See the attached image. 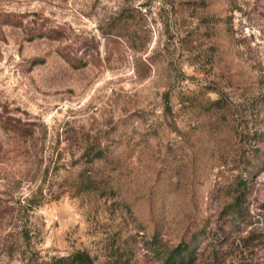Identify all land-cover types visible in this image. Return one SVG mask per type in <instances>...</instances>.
Listing matches in <instances>:
<instances>
[{
	"label": "rangeland",
	"instance_id": "374dc122",
	"mask_svg": "<svg viewBox=\"0 0 264 264\" xmlns=\"http://www.w3.org/2000/svg\"><path fill=\"white\" fill-rule=\"evenodd\" d=\"M262 99L264 0H0V264H264ZM85 166L113 189L68 191Z\"/></svg>",
	"mask_w": 264,
	"mask_h": 264
},
{
	"label": "trees",
	"instance_id": "16d2710c",
	"mask_svg": "<svg viewBox=\"0 0 264 264\" xmlns=\"http://www.w3.org/2000/svg\"><path fill=\"white\" fill-rule=\"evenodd\" d=\"M126 17V18H125ZM125 19V20H124ZM128 19L129 16L122 15L115 24H112L111 32H115L118 37L125 38L129 42L127 35L128 28ZM38 37H50L53 38L51 33L38 32ZM264 100L253 101L251 106V112L254 115H258L263 107ZM219 100L211 103V109L220 107ZM17 132L21 130L17 129ZM82 159L85 160V164L89 165L90 163H95L98 161L107 160L108 154L106 150L102 147L101 143H89L86 147L84 153L82 154ZM114 176L112 173L108 175H98V172L94 167H83L75 177L67 179L65 186L67 190L77 193H88V192H106L108 188L111 190L114 187ZM248 191V186L244 181H238L236 184L235 192L231 195L233 203H231V208L237 213L236 218H246L248 215V209L245 206L246 204V193ZM27 204L32 203L31 199H27ZM0 207V221L5 220L10 215L13 216L16 213L13 212V208L10 209ZM24 237L28 240L30 235L28 231L23 234ZM166 254L161 260L162 264H191L193 261V247L191 242H181L175 247L165 249ZM55 264H96L95 260L87 252L78 251L71 254L68 257L57 258Z\"/></svg>",
	"mask_w": 264,
	"mask_h": 264
}]
</instances>
